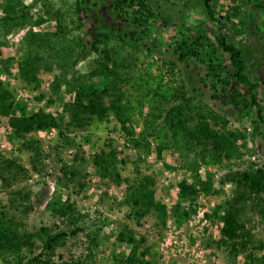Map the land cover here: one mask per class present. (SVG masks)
Instances as JSON below:
<instances>
[{
    "label": "rangeland",
    "instance_id": "rangeland-1",
    "mask_svg": "<svg viewBox=\"0 0 264 264\" xmlns=\"http://www.w3.org/2000/svg\"><path fill=\"white\" fill-rule=\"evenodd\" d=\"M19 1L28 5L33 0ZM113 1L90 0L89 4L101 20L108 24H117L111 14H107L112 10L109 5ZM5 2L6 0H0V7ZM53 2L56 8L65 12L74 4V0ZM259 2L263 3L264 0H217L216 11L220 16H225L227 12L241 8L240 16L233 23L236 26H230L227 33L243 50L248 79L258 86L255 94L264 117V83L259 80V73L264 76V13L255 7ZM146 8L148 14H153L144 28L147 38L140 39L141 48L137 52L126 47L122 48L119 55L121 58L133 60L127 71L123 90L132 108V128L135 136L142 132L144 120L152 113L151 96L155 90L160 88L162 92H175L180 95L186 92L184 81L196 84V72L201 65H194L192 62L190 67H186L179 63L174 54L175 42L185 41L189 46L199 35H211L212 32H218L220 27L208 18L201 0H149ZM133 9L139 10L136 4ZM148 14L145 13V16L149 17ZM32 15L38 19L43 11L36 7ZM242 28L243 31L239 32ZM55 29L54 20L32 27L34 32H52ZM25 32L21 28H12L6 34L8 47L3 50V58L11 60L10 74L0 72V79L4 86L13 91L15 102L24 107L20 114L28 116L42 110L44 114L58 118L73 96L64 88L53 93L51 83L55 73L42 77L38 91L18 80L17 53ZM139 32L137 30L136 37L142 36ZM93 58L94 55L79 64L77 71L85 73ZM201 74H204L203 71ZM221 86L223 85L218 84L217 90H221ZM213 91L210 85L200 86V92L193 90L202 95L204 100H208ZM226 93V98L219 93L220 99L210 101L209 104L217 111L227 114L228 123L225 127L227 131L238 135L236 143L240 156L236 160H224L217 165L209 161L202 164L200 178L204 180L207 175L214 176L215 189L218 192L208 194L199 191L195 186L197 193L194 212L189 217L179 220L174 215L173 208L177 205L178 184L186 180L192 185L193 181L189 174L186 175L179 169L178 155L173 147L164 149L161 158L158 157L157 148L166 140L164 133L160 132L150 138V151L143 154L131 144L130 138L120 129L112 115L107 122H95L83 131L61 125L62 133L57 129L28 133V139L33 138L40 143L42 156L49 155L37 165L38 171L32 168L31 155L21 151L19 141L11 138L12 130L7 118L0 117V155L5 159L16 160L26 170V173L21 174L10 185L0 181V210L12 220L14 227L29 233H35L41 227L53 229L55 232L82 229L76 236H69L54 256L44 260V264H49L48 261L52 264H114L116 256L126 258L130 253V248L118 239L121 232L130 233L137 239L144 238L146 243L141 250L147 252L146 260L152 264H245L248 261L247 256L250 255L255 259L264 258V193L252 196V200H246L243 206L239 216L242 229L239 231L252 241L234 263L228 254L233 242L223 234L224 202L231 198L235 186L227 182L220 189L218 182L223 176L234 172L264 168V160L260 154L264 144V125L260 126L261 137L253 133L250 122L255 118L254 109H245L241 113L231 103L223 105L226 101L229 102L232 94L248 96L247 89L238 87L235 81H230ZM40 96L43 97L39 101L37 99ZM209 123L216 129L222 127L219 123ZM65 138L72 140L83 155V163L78 168L79 176L76 178H70L60 171L62 163L59 160L70 166L77 150L74 146L60 150L58 146ZM100 150L115 151V167L119 174L117 177L101 179L97 174L92 157ZM138 155L143 157L142 162H136ZM121 162H125V165ZM137 171L139 175L152 179L155 200L166 206L167 215L163 226L153 214L136 222L129 218V209L121 205L127 187L126 180L137 178ZM184 206L187 207L186 204ZM40 246V242H37L29 257L36 258Z\"/></svg>",
    "mask_w": 264,
    "mask_h": 264
},
{
    "label": "trees",
    "instance_id": "trees-1",
    "mask_svg": "<svg viewBox=\"0 0 264 264\" xmlns=\"http://www.w3.org/2000/svg\"><path fill=\"white\" fill-rule=\"evenodd\" d=\"M89 1L74 0L73 6L66 12L56 8L53 0H33L28 5L22 4L19 0H6L0 7V72L5 75L10 74L11 60L3 58V50L8 47L6 34L12 28H21L26 32L17 53L18 80L38 91L42 77L55 73L51 83L53 93H58L64 88L73 96L72 101L64 106V112L58 118L44 114L42 110L26 116L20 114L24 107L15 102L13 91L8 86H4L0 79V117L7 118L12 130L11 138L19 141L20 150L31 155V165L35 171H38L37 165H40L41 160L49 155L42 156L40 143L33 138L28 139L27 134L30 132L57 129L62 133L61 125L83 131L95 122H107L112 115L120 129L130 138L131 144L143 154L150 151L149 139L163 132L166 140L157 148L158 157L161 158L164 149L173 147L178 155L179 169L186 175L189 174L193 181L192 185L186 180L178 184L177 205L173 208V212L179 220H183L194 212L197 193L195 186L199 191L208 194L218 192L215 189L214 176L207 175L204 180L200 178L199 170L202 164L209 161L217 165L224 160H236L240 156L236 143L238 135L227 131L225 127L228 123L227 114L217 111L209 104L210 101L220 99L219 93L227 97L226 87L230 85V81H235L238 87L246 88L248 96L232 94L229 102L226 101L223 105L231 103L233 108L241 113L246 111L245 109H254L255 118L250 124L253 133L262 136L260 126L264 125L263 109L255 94L258 86L249 81L243 50L227 33L230 26L232 28L236 26L233 23L240 16L241 8L220 16L216 11L217 0H201L208 18L220 25L218 32H212L211 35L203 33L189 46L185 41L174 44L176 46L174 54L179 63L186 67H190L192 62L194 65H201L196 72V84L184 81L186 92L180 95L175 92H162L160 88L155 90L151 96L152 113L144 120L142 132L135 136L132 128V108L123 90V85L127 81V71L133 60L127 57L121 58L119 55L122 48L126 47L133 52L140 50V39L146 37L144 28L153 16L147 12L146 2L149 0H114L109 5L112 10L107 14H111L117 24H108L101 20L98 13L93 11ZM135 4L139 8L138 11L133 9ZM36 7H40L43 11V15L38 19L32 15ZM255 7L264 13V2H259ZM145 13L149 17L145 16ZM48 20L55 21V31L32 30L33 26ZM137 30H140L141 37H136ZM241 31L243 28L239 32ZM92 55L94 58L89 63L87 71L79 73L77 71L79 64L87 61ZM202 71L204 74H201ZM259 80L264 83L260 75ZM218 84L223 85L221 90H217ZM208 85L214 90L208 100L193 92L195 89L200 92V86ZM42 97L37 100L40 101ZM210 121L222 125L221 129L210 126ZM69 146L76 147L72 140L65 138L58 148L63 150ZM76 149L70 166L59 160L62 163L61 173L70 178L79 176L78 168L83 163L80 148L76 147ZM92 158L93 167L101 179L119 175L115 167L114 150L111 152L100 150ZM142 158L138 155L136 162H142ZM121 164L125 165V162ZM24 173L26 170L16 160L5 159L0 155V181L10 185ZM139 174L137 171V178L126 180L127 187L121 205L129 209V218L136 222L153 214L163 226L167 215L166 206L155 200L152 179ZM227 182L233 183L235 187L231 198L224 202L223 234L233 242L228 254L234 263L238 255L245 251L248 243L252 241L239 231L242 229L239 216L246 200L250 201L252 196L264 193V168L225 175L218 182L220 189ZM12 224V220L0 210V264H31V262L44 264V260L54 256L56 250L69 236L74 237L82 231L76 228L70 232H55L53 229L41 227L37 232L29 233L18 230ZM95 238L96 234L93 240ZM118 239L120 243L130 248V253L126 258L116 256L113 260L114 264H152L146 260L147 252L141 250L146 243L143 237L137 239L130 233L121 232ZM37 242L41 245L40 252L36 258L29 257L33 254L32 249ZM247 260L248 263L245 264L264 262V258L255 259L251 255L247 256Z\"/></svg>",
    "mask_w": 264,
    "mask_h": 264
},
{
    "label": "water",
    "instance_id": "water-1",
    "mask_svg": "<svg viewBox=\"0 0 264 264\" xmlns=\"http://www.w3.org/2000/svg\"><path fill=\"white\" fill-rule=\"evenodd\" d=\"M259 75H260V77L264 80V76L261 74V73H259ZM261 157L263 158V160H264V144H263V147H262V149H261Z\"/></svg>",
    "mask_w": 264,
    "mask_h": 264
},
{
    "label": "built area",
    "instance_id": "built-area-1",
    "mask_svg": "<svg viewBox=\"0 0 264 264\" xmlns=\"http://www.w3.org/2000/svg\"><path fill=\"white\" fill-rule=\"evenodd\" d=\"M51 134H52V133H51ZM51 134H50V135H51ZM204 221H205V220H204ZM204 221H203V222H204Z\"/></svg>",
    "mask_w": 264,
    "mask_h": 264
}]
</instances>
